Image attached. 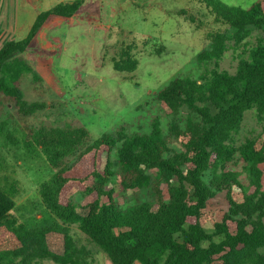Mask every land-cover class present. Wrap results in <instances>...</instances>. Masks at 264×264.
Listing matches in <instances>:
<instances>
[{"label": "trees", "instance_id": "trees-1", "mask_svg": "<svg viewBox=\"0 0 264 264\" xmlns=\"http://www.w3.org/2000/svg\"><path fill=\"white\" fill-rule=\"evenodd\" d=\"M87 1L39 12L24 39L4 42L0 113L6 101L21 119L47 108L25 97L23 80L43 79L22 55L36 46L47 25L56 29L78 20ZM198 1L224 27L208 32L210 46L198 62L218 66L230 49L244 47L235 72L216 67L198 78L177 76L158 90L156 100L170 119L166 130L158 119L149 133L122 130L97 139L85 127L29 128L19 144L27 157L42 158L52 171L38 187L51 222L28 226L14 214L16 190L0 189V264H95L92 252L72 236L73 227L112 264H264L263 1L249 9ZM254 32L262 36L245 47ZM138 64L127 47L113 67L131 73ZM250 111L262 131L236 145ZM8 126L0 121V136ZM6 139L18 144L9 131ZM113 178L120 192L146 189L149 199L122 209L108 188ZM76 193L83 202L73 199ZM220 193L228 209L219 219L209 204Z\"/></svg>", "mask_w": 264, "mask_h": 264}, {"label": "rangeland", "instance_id": "rangeland-1", "mask_svg": "<svg viewBox=\"0 0 264 264\" xmlns=\"http://www.w3.org/2000/svg\"><path fill=\"white\" fill-rule=\"evenodd\" d=\"M73 1L76 0H37L34 8L43 12L61 2ZM220 1L242 9H249L257 1H263L264 6V0ZM20 3L21 0H1L0 49L5 41H20L27 36L31 14L26 13L22 19L16 14V21L22 20V26L26 24V32L14 36L16 25L10 7L16 12ZM2 5L5 6L3 10L11 11L8 21L7 14L1 13ZM30 8V5L26 6V10L31 11ZM77 18L56 29L47 25L36 46L22 55L43 79L42 83L32 76L24 79L21 86L25 97L29 101L44 102L47 108L21 119L15 113L14 103L6 101L0 113V121L9 123L5 134L0 136L3 159L0 189L16 190L14 214L33 228L51 222L41 204L38 187L51 177L52 171L42 158L27 157L19 144L29 128L85 127L97 139L122 130L130 135L149 133L158 119L166 130L170 119L166 106L156 100L157 91L177 76L198 78L206 70L216 67L234 73L239 54L244 49L236 52L230 49L218 66L215 62L207 66L198 62V54L210 46L208 32L224 29L215 23L198 0H88ZM260 36L262 33L254 32L245 47L255 45ZM127 47L138 60V67L131 73L117 72L114 62ZM8 131L13 133L18 144L7 141ZM261 131L254 111L248 112L235 137L236 145ZM118 182V178H113L108 188L115 190V201L122 209L149 199L146 189L120 192ZM73 199L84 201L78 193ZM209 205L219 219L228 209L223 193ZM71 234L79 245L92 252L95 264H101L104 258L111 263L107 255L89 243L77 228L73 227ZM41 264L53 263L45 261Z\"/></svg>", "mask_w": 264, "mask_h": 264}, {"label": "crops", "instance_id": "crops-1", "mask_svg": "<svg viewBox=\"0 0 264 264\" xmlns=\"http://www.w3.org/2000/svg\"><path fill=\"white\" fill-rule=\"evenodd\" d=\"M42 1H44V0H41V2ZM61 3H65V2H61ZM27 5H30V7H32L30 9H32L34 12L32 10L31 11L26 10V6ZM34 5L36 6L37 3L35 2V4L32 5V4L27 3L26 0H21L20 7L18 8V10L16 12H15V8L14 7H12V8L10 7V10L12 9V15H13L12 17H13V20L15 21L14 24L16 25V26L13 27V30L15 32V35L14 36H17L19 34H24V32H26L25 31L26 28L24 27V26H26V24L24 26H22L23 25L22 24V20L21 21H16V14H18V16L21 19H22V17H24L25 13L26 14H29V15L31 14V21H30V23H28V27H27V29H28L27 32L30 31V29H31V27H32V25H33V23H34L37 15H38V13H39V11H37V8H34ZM4 7L5 6L2 5L1 13L2 14L5 13V15L7 14L6 15V21H8V13H9L10 10L8 9L7 11H5V10H3ZM13 8H14V11H13ZM17 22H18V24H17ZM101 264H111V263H109V261L106 258H104V261ZM135 264H138V263H135Z\"/></svg>", "mask_w": 264, "mask_h": 264}]
</instances>
